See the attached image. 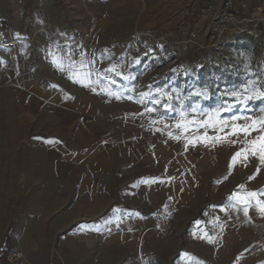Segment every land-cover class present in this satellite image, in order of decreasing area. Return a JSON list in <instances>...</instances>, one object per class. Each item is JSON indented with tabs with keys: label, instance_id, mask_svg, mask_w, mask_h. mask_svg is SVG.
I'll use <instances>...</instances> for the list:
<instances>
[{
	"label": "crops",
	"instance_id": "crops-1",
	"mask_svg": "<svg viewBox=\"0 0 264 264\" xmlns=\"http://www.w3.org/2000/svg\"><path fill=\"white\" fill-rule=\"evenodd\" d=\"M163 1L143 3L140 26L174 24V37L186 29L176 26L183 5ZM12 80L0 76V257L17 244L21 264H253L264 205L249 203L242 173L232 168L236 182H227L215 139L131 106L66 101ZM159 208L175 219L170 231L156 227Z\"/></svg>",
	"mask_w": 264,
	"mask_h": 264
},
{
	"label": "rangeland",
	"instance_id": "rangeland-1",
	"mask_svg": "<svg viewBox=\"0 0 264 264\" xmlns=\"http://www.w3.org/2000/svg\"><path fill=\"white\" fill-rule=\"evenodd\" d=\"M157 1L0 0V76L8 82L35 81L66 101L78 95L92 104L109 102L116 111L131 106L177 121L185 130L205 132L226 149L227 182H236L232 168L242 173L249 203L263 206L264 0H238L241 34L220 31L223 0H168L183 5L176 12V26L186 27L178 30L181 38L169 36L174 24L140 26L143 3ZM205 17L208 26L201 30L196 24ZM191 31L204 50L187 41ZM161 34L178 42L175 51L154 40ZM240 36L242 44L234 47ZM198 55L207 60L209 72L195 79ZM224 55L232 68H226ZM15 94L9 93L7 102H14ZM252 229L253 264H264V225Z\"/></svg>",
	"mask_w": 264,
	"mask_h": 264
},
{
	"label": "built area",
	"instance_id": "built-area-1",
	"mask_svg": "<svg viewBox=\"0 0 264 264\" xmlns=\"http://www.w3.org/2000/svg\"><path fill=\"white\" fill-rule=\"evenodd\" d=\"M241 1V0H240ZM238 0H223L221 5V10L217 17H220V31L223 33L228 34H241L244 33V29L242 27V20L237 19L236 13V4ZM215 17V19L217 18ZM100 33V31H97ZM149 36L153 37L151 33L148 34ZM156 42H159L162 45L163 50L165 51H175L176 45L178 42L170 41L167 38L166 34H161L160 36L154 38ZM196 34L191 31L189 32L188 42L197 44L199 50H204L205 46L200 45L197 43ZM214 45V44H213ZM203 53V51H202ZM222 61L227 64L226 68H232L231 63L229 61V56H222ZM208 62L207 60L202 57L201 55L197 56L195 61V68L192 71V77L198 79L200 74H206L208 71ZM155 220H156V227L158 230L167 231L169 230L172 225L174 224V217L173 215L166 211L163 208H159L155 212ZM25 254L21 250V248L17 244H11L5 253L0 257V264H21L24 260Z\"/></svg>",
	"mask_w": 264,
	"mask_h": 264
},
{
	"label": "snow or ice",
	"instance_id": "snow-or-ice-1",
	"mask_svg": "<svg viewBox=\"0 0 264 264\" xmlns=\"http://www.w3.org/2000/svg\"><path fill=\"white\" fill-rule=\"evenodd\" d=\"M145 96H147L148 94H144ZM260 98L261 99H264V93H261L260 94ZM160 101H157V103H159ZM165 107H167V105H165ZM49 142H52V141H49ZM253 143H256L255 141L253 142ZM260 145H261V153H262V155H261V159L262 160H264V137H261L260 138ZM253 154H255V153H253ZM241 155V153H236L235 155H234V157H233V160L235 161V159H236V157L237 156H240ZM241 187H243V186H241ZM197 223H199V222H197Z\"/></svg>",
	"mask_w": 264,
	"mask_h": 264
},
{
	"label": "trees",
	"instance_id": "trees-1",
	"mask_svg": "<svg viewBox=\"0 0 264 264\" xmlns=\"http://www.w3.org/2000/svg\"><path fill=\"white\" fill-rule=\"evenodd\" d=\"M202 213H203V212L200 211L199 214H198V217H197V218H201V217H202Z\"/></svg>",
	"mask_w": 264,
	"mask_h": 264
}]
</instances>
